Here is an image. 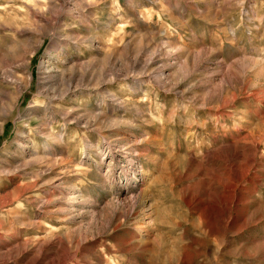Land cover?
Here are the masks:
<instances>
[{
    "label": "rangeland",
    "instance_id": "obj_1",
    "mask_svg": "<svg viewBox=\"0 0 264 264\" xmlns=\"http://www.w3.org/2000/svg\"><path fill=\"white\" fill-rule=\"evenodd\" d=\"M0 264H264V0H0Z\"/></svg>",
    "mask_w": 264,
    "mask_h": 264
},
{
    "label": "bare ground",
    "instance_id": "obj_2",
    "mask_svg": "<svg viewBox=\"0 0 264 264\" xmlns=\"http://www.w3.org/2000/svg\"><path fill=\"white\" fill-rule=\"evenodd\" d=\"M64 116H65V122L68 121V120H70V118H72V116L69 115V113L64 114ZM44 147L46 148L47 145H44Z\"/></svg>",
    "mask_w": 264,
    "mask_h": 264
}]
</instances>
